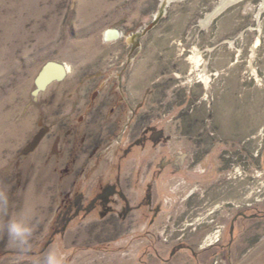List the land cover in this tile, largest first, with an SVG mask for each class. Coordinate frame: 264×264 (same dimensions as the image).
<instances>
[{
  "label": "rangeland",
  "instance_id": "1",
  "mask_svg": "<svg viewBox=\"0 0 264 264\" xmlns=\"http://www.w3.org/2000/svg\"><path fill=\"white\" fill-rule=\"evenodd\" d=\"M50 253L264 264V0H0V264Z\"/></svg>",
  "mask_w": 264,
  "mask_h": 264
},
{
  "label": "clouds",
  "instance_id": "2",
  "mask_svg": "<svg viewBox=\"0 0 264 264\" xmlns=\"http://www.w3.org/2000/svg\"><path fill=\"white\" fill-rule=\"evenodd\" d=\"M3 203L6 205L7 201L4 200ZM8 233L20 244H25L31 235V229L20 222L11 221L8 224ZM61 259L62 256L58 257L55 253H50L45 259V264H60Z\"/></svg>",
  "mask_w": 264,
  "mask_h": 264
},
{
  "label": "bare ground",
  "instance_id": "3",
  "mask_svg": "<svg viewBox=\"0 0 264 264\" xmlns=\"http://www.w3.org/2000/svg\"><path fill=\"white\" fill-rule=\"evenodd\" d=\"M163 1V0H162ZM222 1H224V0H222ZM231 1H233V0H231ZM231 2H229L228 4H230ZM227 4V5H228ZM226 5V6H227ZM225 6V7H226ZM224 8V7H223ZM222 8H219L218 7V9L216 10V12H218V11H220ZM108 33V32H107ZM108 37V36H107ZM195 58V60H196V62H197V64H199L200 63V59H199V57L197 58V57H194ZM63 68V67H62ZM62 68L60 67V66H55L54 67V69L50 72V73H47V74H44L41 78H43V81H46V80H48V79H50V78H54V77H56V76H58V75H60L61 74V71H62ZM64 70H67V71H70L71 70V67L69 66V64H67V65H65V69ZM203 80H204V82H205V84H206V86L209 84V81H210V77L208 76V75H205L204 77H203ZM40 81H42V79H40ZM215 236V235H214ZM215 242V241H214Z\"/></svg>",
  "mask_w": 264,
  "mask_h": 264
},
{
  "label": "water",
  "instance_id": "4",
  "mask_svg": "<svg viewBox=\"0 0 264 264\" xmlns=\"http://www.w3.org/2000/svg\"><path fill=\"white\" fill-rule=\"evenodd\" d=\"M152 24L153 23H151L149 26H152ZM118 36V31H116V30H112V31H109L108 32V38H110V39H112V38H116ZM51 64H55V63H51ZM50 65V64H49ZM48 65V66H49ZM45 71V70H44ZM43 71V72H44ZM42 72V73H43ZM42 73L39 75V77H38V79H37V83L39 84V79H40V77H41V75H42ZM60 77H62V76H60ZM60 77H57V78H60ZM57 78H53V79H51V80H47L48 82H50V81H52V80H54V79H57ZM48 82H46V83H48ZM46 83H42V84H39L40 86H43V85H45Z\"/></svg>",
  "mask_w": 264,
  "mask_h": 264
}]
</instances>
